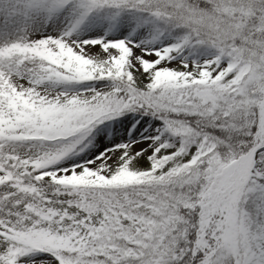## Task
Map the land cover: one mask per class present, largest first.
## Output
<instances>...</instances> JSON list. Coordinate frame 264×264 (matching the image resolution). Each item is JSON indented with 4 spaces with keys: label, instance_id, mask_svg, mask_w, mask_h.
I'll list each match as a JSON object with an SVG mask.
<instances>
[{
    "label": "snow or ice",
    "instance_id": "6c2138e0",
    "mask_svg": "<svg viewBox=\"0 0 264 264\" xmlns=\"http://www.w3.org/2000/svg\"><path fill=\"white\" fill-rule=\"evenodd\" d=\"M0 264H264V0H0Z\"/></svg>",
    "mask_w": 264,
    "mask_h": 264
},
{
    "label": "rangeland",
    "instance_id": "374dc122",
    "mask_svg": "<svg viewBox=\"0 0 264 264\" xmlns=\"http://www.w3.org/2000/svg\"><path fill=\"white\" fill-rule=\"evenodd\" d=\"M131 115V114H130ZM121 119H123V118H121ZM141 123H143V121H141ZM141 132H144V129H141L140 130ZM148 132H151V129H148ZM133 135H136L135 133H133Z\"/></svg>",
    "mask_w": 264,
    "mask_h": 264
}]
</instances>
